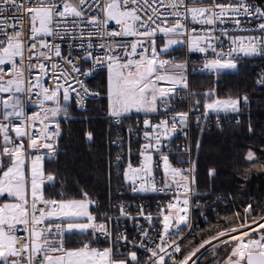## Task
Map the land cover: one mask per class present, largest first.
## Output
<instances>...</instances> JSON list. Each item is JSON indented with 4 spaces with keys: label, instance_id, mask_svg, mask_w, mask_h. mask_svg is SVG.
Masks as SVG:
<instances>
[{
    "label": "snow or ice",
    "instance_id": "6c2138e0",
    "mask_svg": "<svg viewBox=\"0 0 264 264\" xmlns=\"http://www.w3.org/2000/svg\"><path fill=\"white\" fill-rule=\"evenodd\" d=\"M179 45L203 54L202 71L217 75L237 70L240 57H264V0H0V264H200L209 254L211 264H264V209L257 213L252 204L182 252L180 241L191 239L184 233L192 229L195 162L173 163L170 157L192 151L176 146L174 153V138L187 140L191 113L203 109L192 117L199 127L209 113L240 112L248 96L219 98L209 90L178 110L185 94L196 95L188 64L171 55ZM100 71L103 93L89 87ZM256 84L264 87V75ZM100 96L111 123L137 120L127 131L139 148L133 155L129 139L114 167L133 194L170 196L156 217L142 205L133 216L119 204L115 218L100 220L87 192L56 193L58 173L45 164L56 159L62 120ZM116 146L123 149V141ZM122 219L137 236L115 231ZM75 234L86 242L69 247ZM101 236L110 246H94Z\"/></svg>",
    "mask_w": 264,
    "mask_h": 264
},
{
    "label": "trees",
    "instance_id": "16d2710c",
    "mask_svg": "<svg viewBox=\"0 0 264 264\" xmlns=\"http://www.w3.org/2000/svg\"><path fill=\"white\" fill-rule=\"evenodd\" d=\"M172 57L180 61V50L173 49ZM238 68L231 73L219 74L216 78L197 75L190 81L195 93L194 99L204 100L203 93L215 90L219 98L229 96H248V104L239 115L237 123L210 127L193 134L195 151V190L210 199L220 197L217 216L208 215L207 219L195 227L184 244L182 252H187L221 226L228 227L236 220L234 213H243L246 205L252 204L257 213L264 209V87L256 84L259 76L264 75V59L237 62ZM105 74L100 71L91 79L89 87L104 91ZM87 111L70 109V119L62 120L61 137L58 143L57 159L49 161L45 167L58 173L56 193L64 192L68 197L79 198L81 192L97 202L98 207L90 208L98 218L110 215L113 205L120 199L117 190L122 179L114 175L112 160L115 150L110 146L115 136V127L107 115V103L103 96L88 101ZM251 129V130H250ZM91 132L93 139H87ZM199 141V149L196 142ZM254 159H247L248 152ZM214 170V175L209 171ZM62 185V187H60ZM51 194V190H50ZM231 219H227V218ZM80 235L68 239L69 247H79ZM102 245L100 241L94 245ZM221 260L223 257L220 258ZM212 255L200 264H211Z\"/></svg>",
    "mask_w": 264,
    "mask_h": 264
},
{
    "label": "built area",
    "instance_id": "2783aa9c",
    "mask_svg": "<svg viewBox=\"0 0 264 264\" xmlns=\"http://www.w3.org/2000/svg\"><path fill=\"white\" fill-rule=\"evenodd\" d=\"M225 47H227V45H225ZM177 48L180 50L181 56H182L180 61L186 62L189 66L188 72H187V77H188L189 91L190 92H192V90L190 88V81L194 76L206 75V76H210L213 78H216L218 76L217 74L210 73L206 70L202 71L204 60H205V57L203 54L198 53V52L188 53L183 45L176 46L175 49H177ZM211 56H212V54L209 53V58H211ZM256 59H264V57H251V58L240 57L238 59V62L245 61V60H256ZM180 61H178V62H180ZM97 98L98 97H92V98H89L88 101L95 100ZM190 99H194V97L190 98L187 94H185V96L182 98L183 102L177 104L178 110L187 111L189 109ZM76 109L80 110L78 108H76ZM243 109H244V105L242 104L241 111L238 113H214V112L209 113L207 119L202 120L199 127L197 126L195 120L192 117L201 116L203 109L201 108V110L199 112L191 113L190 120H189V127L185 128L183 130L184 132H187V134H188L187 140L185 139V137L182 134L176 136L174 138L175 143L173 145V152L174 153L178 152V149L176 146H180V147L190 146L192 151L189 155H186L183 157H181L180 155H174L173 157H170V159L173 160L174 164L176 163L177 160H180V159L189 160V161L194 162V158H195V151H194V146H193L194 131L198 130L199 132H202L204 129H207L210 127H220L223 124L237 123L238 119H239V115L242 114ZM133 116H135V115H133ZM112 124L115 127V136H114L113 140L111 141L110 146L115 150V155H114V158H113L111 164H112L114 175L121 177L122 183L120 185V188L117 190V194L120 196V199L114 203L113 211L109 216H112L113 218H115L118 215V207L117 206L119 204H125V205L130 207V210H131V213L133 216L136 215L137 206L142 205L146 212H151L153 217H156L158 212L160 211V208L162 206L166 205L167 202L170 200V196H165V195L158 194V193L133 194L129 190L128 186L124 183L123 176L118 175L117 174L118 170L114 167L116 154L119 151L127 152L129 139H131V141H132L131 148L133 151V155H135L136 149L139 148V144L136 143V137L135 136L129 137V134L127 131L128 128H130V127L134 128L136 126L137 120L134 118H129V119L125 120L122 125L116 124V123H112ZM141 140H142V137H141ZM121 141H123V143H124L123 149L117 148V146H116V144L121 142ZM56 159H57V154H56ZM177 166L187 168V167H189V164L185 163V164H181V165H177ZM194 174H195V172H194ZM156 179L159 180L160 176L157 175ZM193 187H194V185H193ZM222 204H223V201L220 197L213 198V199L203 197L202 195H200L195 190V187H194V192L191 194L190 211L188 214L189 215V223L192 225V229H191V231H186L184 233L185 237H188L195 227H197L201 223H203L207 219L209 214L212 216H217L219 214L218 206L222 205ZM173 215H174V213H173ZM98 219L102 220L103 218H98ZM140 223L144 227H148L147 223L145 221H143L142 219L140 220ZM120 224H121V227L115 229V231L123 232L126 230L128 236H129V239H132L133 237L137 236L135 226L131 220L125 221L122 219L120 221ZM155 227L157 229H159L161 227V225L159 223H156ZM75 235H80V234H75ZM152 235L154 238L155 233H152ZM99 241L102 243V245L96 244V245H94L95 247L104 248V247L110 246L109 243L105 242L103 236L100 237ZM182 241H180V242L182 243ZM67 242H68V240L66 241V243ZM129 247H131V245H128L127 247L121 248L120 251L127 252Z\"/></svg>",
    "mask_w": 264,
    "mask_h": 264
},
{
    "label": "rangeland",
    "instance_id": "374dc122",
    "mask_svg": "<svg viewBox=\"0 0 264 264\" xmlns=\"http://www.w3.org/2000/svg\"><path fill=\"white\" fill-rule=\"evenodd\" d=\"M237 68H238V64H237ZM234 71H236V70H224L220 74H223V73H231V72H234ZM220 113H225V112H220ZM228 113H232V112H228ZM133 115H135V114H133ZM201 251H203V249ZM198 255H199V253H198Z\"/></svg>",
    "mask_w": 264,
    "mask_h": 264
}]
</instances>
